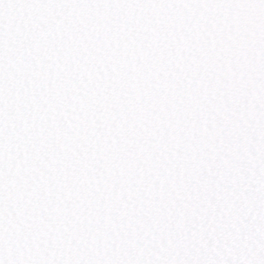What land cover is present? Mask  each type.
<instances>
[{
  "label": "snow or ice",
  "instance_id": "obj_1",
  "mask_svg": "<svg viewBox=\"0 0 264 264\" xmlns=\"http://www.w3.org/2000/svg\"><path fill=\"white\" fill-rule=\"evenodd\" d=\"M0 264H264V0H0Z\"/></svg>",
  "mask_w": 264,
  "mask_h": 264
}]
</instances>
